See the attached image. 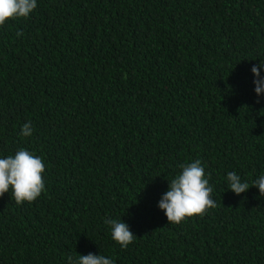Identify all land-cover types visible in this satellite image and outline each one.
<instances>
[{
	"label": "trees",
	"instance_id": "16d2710c",
	"mask_svg": "<svg viewBox=\"0 0 264 264\" xmlns=\"http://www.w3.org/2000/svg\"><path fill=\"white\" fill-rule=\"evenodd\" d=\"M36 3L0 26V158L41 157L44 191L20 205L0 197V264L89 253L264 264V197L251 187L264 174V96L251 73L264 61V0ZM197 159L217 207L168 223L158 202ZM229 172L249 189L231 192ZM107 218L136 236L127 248Z\"/></svg>",
	"mask_w": 264,
	"mask_h": 264
},
{
	"label": "clouds",
	"instance_id": "9594fccd",
	"mask_svg": "<svg viewBox=\"0 0 264 264\" xmlns=\"http://www.w3.org/2000/svg\"><path fill=\"white\" fill-rule=\"evenodd\" d=\"M36 7V0H0V26L9 20L27 19ZM16 35L19 37L23 33L18 31ZM261 70H264V61L251 68L257 97L264 96V76H261ZM256 102L259 103V99ZM31 134L32 127L29 121L22 126L20 135L28 137ZM179 168L180 171L169 181L168 189L157 205L164 212L167 222L172 224H180L194 216H203L209 209L217 207L212 198L213 188L209 184L210 174L209 177L205 176L201 161L197 159L190 163H182ZM44 171L42 158L23 148L14 155L0 158V197L10 193L11 199L17 205L33 202L44 191ZM226 179L228 189L236 195L246 192L250 187L247 182H242L241 177L235 172L227 173ZM251 187H256L259 195L264 197V174L254 179ZM104 223L110 226L111 238L121 248H127L136 238L121 219L107 218ZM67 264H114V261L101 254L89 253L79 254L76 258L69 255Z\"/></svg>",
	"mask_w": 264,
	"mask_h": 264
}]
</instances>
